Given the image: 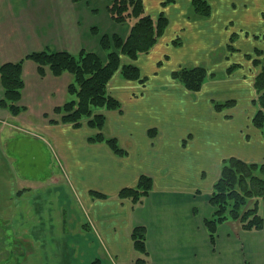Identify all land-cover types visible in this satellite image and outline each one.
<instances>
[{"label": "crops", "instance_id": "0c3cea01", "mask_svg": "<svg viewBox=\"0 0 264 264\" xmlns=\"http://www.w3.org/2000/svg\"><path fill=\"white\" fill-rule=\"evenodd\" d=\"M142 2L151 17L162 12L167 26L131 61L144 83L119 72L108 81L120 107L93 108L105 117L100 131L86 119L79 126L50 122L62 114L56 107L75 98L67 91L72 75H40L24 60L18 101L24 109L12 115L0 106V249L12 235L13 243L38 251L37 264H136L138 257L142 264H264V198L260 229L226 220L211 243L203 225L223 160L264 163V127L251 122L255 51L264 56V0H206L207 16L191 0ZM113 23L107 4L89 0H0V64L37 50L99 51L98 34L125 35L131 25ZM194 66L207 76L189 91L171 72ZM226 100L233 105L214 107ZM97 132L114 137L125 153L90 141ZM141 175L151 178L147 195L135 203L118 197ZM134 225L146 228V256L132 247Z\"/></svg>", "mask_w": 264, "mask_h": 264}, {"label": "trees", "instance_id": "16d2710c", "mask_svg": "<svg viewBox=\"0 0 264 264\" xmlns=\"http://www.w3.org/2000/svg\"><path fill=\"white\" fill-rule=\"evenodd\" d=\"M191 3L196 13L205 16L210 13V6L206 0H191ZM107 11L112 22L131 23V25L125 35L118 32L98 34L99 51L81 49L73 54L66 50H37L27 53L18 61L0 64L2 87L0 106L8 109L12 115H17L24 109L18 101L24 86L23 62L29 59L37 65L40 75H43L45 70L55 76L63 72L72 75L67 91L69 94H74L75 98L56 107V112H62V114L59 120H50V122H69L73 126H79L86 119L90 127L100 131L105 123V117L102 113H93V108L118 109L120 107L117 99L107 92L108 81L116 72H119L124 78L144 83L145 78L132 62L140 53H146L154 46L167 26V19L162 12L157 17H151L144 12L142 0H109ZM229 46L232 48L231 44ZM255 53L257 57L253 61L255 65H259V70L253 79L257 96L253 100L256 110L251 122L253 126L261 129L264 127V56L262 57V52L259 50ZM122 57H126L129 61L123 63ZM171 76L185 89L197 91L201 88L207 71L202 66L180 67L172 71ZM230 105H233V100L214 103V107L219 110ZM149 132L150 136L154 134L153 130ZM88 139L106 142L115 154L125 153L114 137H105L97 132ZM151 187V178L141 175L135 186L124 187L118 191L117 195L120 198H129L135 203L147 195ZM262 198H264V163H248L235 157L224 159L220 174L213 183L208 197L213 210L210 216L203 219L210 242L213 243L215 239L217 225L226 220L238 221L244 230L262 228L263 217L258 209ZM130 238L134 251L146 256L148 251L145 226H132ZM11 249H6V252L12 253ZM0 250L1 257L2 253L6 252L3 247ZM144 262L145 259L142 257L135 259L136 264Z\"/></svg>", "mask_w": 264, "mask_h": 264}, {"label": "rangeland", "instance_id": "374dc122", "mask_svg": "<svg viewBox=\"0 0 264 264\" xmlns=\"http://www.w3.org/2000/svg\"><path fill=\"white\" fill-rule=\"evenodd\" d=\"M89 2L91 3H96L97 5L99 4H107L109 3V0H89ZM100 11H98V15L100 16V18H102L103 20V7L99 8ZM113 25H115L113 23ZM110 26V23H107V28ZM210 129V127H208ZM8 237L5 238V242H4V246L6 247V249H11V258L9 261L7 260H2L0 259V264H20L22 261L25 264H37L38 263V251L33 252L34 250H32V253L30 251V249H28V247L23 244V243H17L15 242L13 245V241L15 237H13L12 235H7ZM5 249V252H6ZM1 251V250H0ZM30 254V255H28ZM136 254V253H135ZM29 258L26 259V261H24L25 256H27ZM97 260V259H95Z\"/></svg>", "mask_w": 264, "mask_h": 264}, {"label": "flooded vegetation", "instance_id": "af4514ba", "mask_svg": "<svg viewBox=\"0 0 264 264\" xmlns=\"http://www.w3.org/2000/svg\"><path fill=\"white\" fill-rule=\"evenodd\" d=\"M2 255H4V254L2 253Z\"/></svg>", "mask_w": 264, "mask_h": 264}]
</instances>
